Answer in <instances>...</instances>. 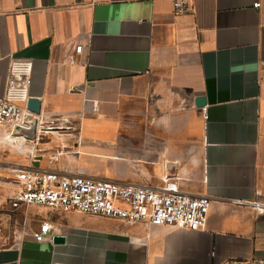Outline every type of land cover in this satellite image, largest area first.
Wrapping results in <instances>:
<instances>
[{
    "label": "crops",
    "instance_id": "0c3cea01",
    "mask_svg": "<svg viewBox=\"0 0 264 264\" xmlns=\"http://www.w3.org/2000/svg\"><path fill=\"white\" fill-rule=\"evenodd\" d=\"M189 1L178 15L174 0H0V96L28 61L41 101L34 157L35 131L21 146L0 126V244L12 242L0 264H264V0ZM28 168L126 186L173 177L211 200L208 222L13 212ZM44 223L65 242H36Z\"/></svg>",
    "mask_w": 264,
    "mask_h": 264
},
{
    "label": "built area",
    "instance_id": "2783aa9c",
    "mask_svg": "<svg viewBox=\"0 0 264 264\" xmlns=\"http://www.w3.org/2000/svg\"><path fill=\"white\" fill-rule=\"evenodd\" d=\"M255 7L259 8L260 4ZM174 8L178 15L187 13L190 1L174 0ZM82 50V44L75 49L77 54H81ZM32 66L28 61L13 62L6 93L3 97L0 96V126L8 130L10 137L19 140L17 143L21 146H25L26 139L14 135V130L18 127L29 128L26 117L30 114L27 103L30 99L28 89ZM64 122L68 120L64 119ZM37 141L34 142L35 151L31 153L33 157L37 152ZM59 157L58 155L53 160L57 161ZM14 180L19 189L10 199L13 212L36 206L116 220L130 225L141 224L148 228L170 227L189 231L204 229L210 212L211 200L207 196L184 192L178 181L168 176L163 178L159 186H126L108 180L66 178L54 172L28 168L16 171ZM263 207L259 203L254 204L258 211L263 210ZM33 237L39 243H53L52 225L42 224Z\"/></svg>",
    "mask_w": 264,
    "mask_h": 264
},
{
    "label": "water",
    "instance_id": "95a60500",
    "mask_svg": "<svg viewBox=\"0 0 264 264\" xmlns=\"http://www.w3.org/2000/svg\"><path fill=\"white\" fill-rule=\"evenodd\" d=\"M197 106L199 108H204L207 104V100L204 97H200L196 101ZM27 110L30 112V114L27 115L26 117V123L29 125L28 129H22V128H16L14 130V135L16 136H21L25 137L27 133H31L35 131V141L37 140V126L39 120L37 119L36 116L41 115V101L35 98H30L27 104ZM45 130V129H43ZM54 243L55 244H62L65 242V239L62 237H54Z\"/></svg>",
    "mask_w": 264,
    "mask_h": 264
},
{
    "label": "rangeland",
    "instance_id": "374dc122",
    "mask_svg": "<svg viewBox=\"0 0 264 264\" xmlns=\"http://www.w3.org/2000/svg\"><path fill=\"white\" fill-rule=\"evenodd\" d=\"M10 245H12V242L8 241V242H5L4 244H0V247H8Z\"/></svg>",
    "mask_w": 264,
    "mask_h": 264
},
{
    "label": "bare ground",
    "instance_id": "6f19581e",
    "mask_svg": "<svg viewBox=\"0 0 264 264\" xmlns=\"http://www.w3.org/2000/svg\"><path fill=\"white\" fill-rule=\"evenodd\" d=\"M27 140V139H26ZM28 144V143H27ZM29 148V147H28ZM26 151V150H25ZM27 152V151H26Z\"/></svg>",
    "mask_w": 264,
    "mask_h": 264
}]
</instances>
